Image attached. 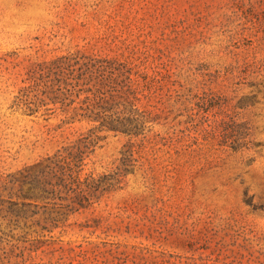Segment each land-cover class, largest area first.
I'll return each mask as SVG.
<instances>
[{
	"label": "rangeland",
	"instance_id": "1",
	"mask_svg": "<svg viewBox=\"0 0 264 264\" xmlns=\"http://www.w3.org/2000/svg\"><path fill=\"white\" fill-rule=\"evenodd\" d=\"M0 264H264V0H0Z\"/></svg>",
	"mask_w": 264,
	"mask_h": 264
},
{
	"label": "trees",
	"instance_id": "2",
	"mask_svg": "<svg viewBox=\"0 0 264 264\" xmlns=\"http://www.w3.org/2000/svg\"><path fill=\"white\" fill-rule=\"evenodd\" d=\"M117 64L118 62L109 61L98 67L95 64L88 65L81 73V77H87L85 84L98 80L95 86L103 103L97 109H92V114L83 116L86 120L99 122L100 126L107 130L125 131L130 130L131 125L135 127L140 125L139 119L135 117L138 114L136 102L139 101V93L137 86H133L134 79L128 65ZM119 105H124L132 115L130 124L126 123L119 114L111 112L112 108L119 107Z\"/></svg>",
	"mask_w": 264,
	"mask_h": 264
}]
</instances>
